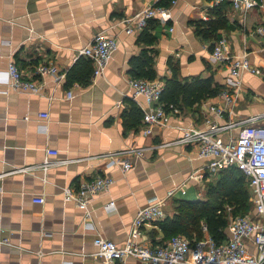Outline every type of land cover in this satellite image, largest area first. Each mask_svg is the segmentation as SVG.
I'll list each match as a JSON object with an SVG mask.
<instances>
[{
	"label": "crops",
	"instance_id": "0c3cea01",
	"mask_svg": "<svg viewBox=\"0 0 264 264\" xmlns=\"http://www.w3.org/2000/svg\"><path fill=\"white\" fill-rule=\"evenodd\" d=\"M258 1L263 5L243 11L233 0H176L168 23L151 19L144 28L127 32L123 19L155 0H0V241L5 237L10 241L0 242V264H108L95 255L96 235L123 243L138 209L151 197L165 198L166 216L176 212V199L206 197L221 169L209 168V158L200 155L198 143L177 140L188 127L210 128L264 113V74L244 71L234 86L226 66L210 60L218 37H226L232 52L247 53L264 71V33L256 29L264 22V0ZM221 15L225 20L217 34L206 37L198 31L197 20ZM146 27L156 35L154 42L141 38ZM100 30L119 39L105 74L95 77L91 72L88 83L68 84L69 69L78 63L87 68L86 59L91 58L81 49ZM144 48L153 56L157 74L149 79L172 76V61L179 78L212 77L221 87L219 93L193 106L171 105L167 123L145 132L149 105L144 96L134 95L130 83L133 77H145L133 71L134 58ZM11 61L25 77L41 81L44 92L2 83L1 72ZM45 62L66 71L62 81L36 72ZM228 90L234 92L231 103L223 95ZM45 111L48 118L40 116ZM260 122L264 125V118ZM238 132L239 127L232 126L217 136L230 141ZM132 146L144 149L141 156L130 155L132 169L124 172L107 165L104 153ZM49 148L58 154L49 155ZM47 157L54 164L44 171L41 165ZM25 165L40 168L15 170ZM100 174L112 175L115 181L93 199L87 219L85 209L65 197L63 187L77 189ZM173 189L176 193L169 196ZM40 195L46 197L44 202L34 200ZM113 199L117 207L109 211L105 204ZM159 221L142 225V242L154 244L164 238ZM203 231L197 241L212 237L204 222ZM228 232L230 236L229 227ZM128 264L143 263L131 256Z\"/></svg>",
	"mask_w": 264,
	"mask_h": 264
},
{
	"label": "built area",
	"instance_id": "2783aa9c",
	"mask_svg": "<svg viewBox=\"0 0 264 264\" xmlns=\"http://www.w3.org/2000/svg\"><path fill=\"white\" fill-rule=\"evenodd\" d=\"M160 3V0L146 5L132 16L126 17V31L133 32L148 25L151 19H158L168 23L173 17L171 4ZM235 7L247 11L256 5H263L258 0H233ZM173 28V27H171ZM257 31L264 33V22L256 27ZM119 48V39L106 30L95 33L91 40L81 49L94 62V76L104 75L115 51ZM210 60L226 66L233 85L240 84V77L244 71L264 74L261 67L253 64L247 53L232 52L226 37L218 39L210 52ZM36 72L40 75L51 74L57 82L62 81L66 71H61L54 63H40ZM1 82L18 90L31 92L44 91V84L35 78L25 77L15 61H11L7 70L1 72ZM135 96H144L148 107L145 109L144 131L151 132L155 124H165L169 119L168 111L162 102L164 81L162 79H149L133 77L130 80ZM74 95L73 90L68 91V96ZM225 100L231 103L234 100L232 90L223 93ZM211 109L221 111L216 106ZM49 112L40 113L41 117L48 118ZM29 118V116H26ZM264 113L253 114L249 117L217 125L210 128L188 127L177 140L186 143H198L201 156L209 158V168L218 171L228 165H234L245 173L249 180L251 200L254 211L231 216L229 231L230 236L222 242L214 238L199 240L195 244L183 234H175L166 240L149 244L140 240L142 225L147 221L160 220L166 216L165 198L153 196L146 205L141 206L133 220L126 240L118 243L104 236L96 235L94 242L97 245L95 255L102 257L108 264H128L131 256L139 259L143 264H264V125L260 122ZM239 127L238 136L230 141H224L217 136V132L227 127ZM57 149H48L49 155L58 154ZM142 147H128L125 149L111 150L104 153L109 167L118 166L124 172L135 166L131 154L141 156ZM67 160H60V162ZM54 161L47 157L41 169L47 171ZM38 165H25L15 170L35 171ZM115 178L109 174L97 175L95 178L84 181L79 188L70 185L63 187L65 197L74 199L79 206L85 209L86 218L92 215L91 203L101 192L108 191ZM176 193L170 190L169 196ZM37 202H44L46 197L40 195L34 198ZM117 207L113 199L105 204L107 210ZM231 209V206H228ZM88 222V221H87ZM90 225V224H86ZM1 230V228H0ZM1 243H10L9 238L1 239ZM249 244L254 245L251 248Z\"/></svg>",
	"mask_w": 264,
	"mask_h": 264
},
{
	"label": "trees",
	"instance_id": "16d2710c",
	"mask_svg": "<svg viewBox=\"0 0 264 264\" xmlns=\"http://www.w3.org/2000/svg\"><path fill=\"white\" fill-rule=\"evenodd\" d=\"M170 2L171 0H160V3L165 5H169ZM155 20L159 21L158 19ZM224 20V15L216 20L200 19L196 22L197 29L204 36L209 37L211 34H217L218 28ZM141 38L154 42L156 35L149 32L146 27L141 34ZM218 38L220 39V37ZM133 62L135 75L148 78L156 77L154 58L147 48H144L141 54L135 56ZM78 64L67 71L66 80L68 84L75 80L89 82L91 72H93L91 59H86V69ZM171 66L174 74L163 79L164 88L161 99L166 109L172 108L171 105L180 108L193 106L202 99L219 93L221 87L219 84L214 83L212 77L205 78L201 75H194L179 78L177 76V64L171 61ZM228 206H231V209ZM252 209L253 202L249 180L242 169L234 165H228L221 169L216 181L209 183L205 198L176 199V212L173 215L165 216L159 221V225L164 232V238L159 242L175 234H184L189 237L192 244H195L204 234L203 222L207 225L208 231L215 241H225L229 238L230 214L233 216L245 214Z\"/></svg>",
	"mask_w": 264,
	"mask_h": 264
}]
</instances>
